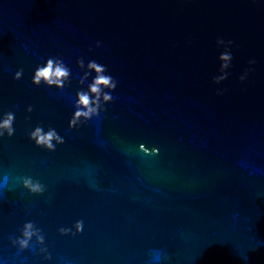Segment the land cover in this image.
Segmentation results:
<instances>
[{
  "label": "water",
  "instance_id": "1",
  "mask_svg": "<svg viewBox=\"0 0 264 264\" xmlns=\"http://www.w3.org/2000/svg\"><path fill=\"white\" fill-rule=\"evenodd\" d=\"M217 37L234 42L219 84ZM49 56L71 70L63 89L31 83ZM81 56L118 85L106 112L69 129ZM9 110L3 264H264L262 0H0V114ZM37 124L65 142L36 147L28 133ZM26 175L45 192L24 189ZM77 219L82 233L60 235ZM27 220L42 228L51 261L11 245Z\"/></svg>",
  "mask_w": 264,
  "mask_h": 264
},
{
  "label": "clouds",
  "instance_id": "2",
  "mask_svg": "<svg viewBox=\"0 0 264 264\" xmlns=\"http://www.w3.org/2000/svg\"><path fill=\"white\" fill-rule=\"evenodd\" d=\"M264 2V0H262ZM216 46L219 48L223 46V51L220 52L218 60L220 61L219 75L213 76L212 81L215 84H219L224 81L229 73L226 71L230 67L232 61V53L230 46L233 45L232 40H225L222 37L216 38ZM95 46L100 48L102 42L97 40ZM255 59L248 61L249 65H254ZM77 66L82 70L83 74L79 77L78 84L82 87L78 88L75 93L73 102L74 111L68 120L69 129H78L88 121L98 118L101 113L106 112V106L113 102V91L117 88V79L109 73L107 66L98 62L96 59H89L85 64L84 57H78L76 60ZM252 71V68L245 69L244 73L239 76L240 81H244L248 73ZM94 73V75H92ZM23 69H18L13 75L14 80L21 79ZM71 75L70 68L65 64L64 60L60 56H49L43 63L37 64L34 72L31 76V83L35 86L43 84L46 87H55L57 89H63L69 82ZM89 77H91L89 82ZM86 85V86H85ZM222 90L217 89V94H220ZM32 106L27 107V112H32ZM27 119V117H26ZM15 113L13 111H4L0 114V140L5 136L12 137L15 133L14 128ZM28 139L34 142V145L39 148H43L49 152H54L57 145H61L65 142V139L60 135L54 127L48 126L47 130L43 125L37 124L28 133ZM138 150L145 155H156L159 152L157 147H152L151 152L148 148H145L143 144H139ZM21 186L31 194H42L45 192V185L39 180L34 179L30 175L22 176L19 178ZM9 176L5 172L0 178V197L4 196V190L10 189ZM84 221L77 219L71 227H60L58 232L60 235H72L75 236L83 232ZM19 235L14 237L10 236L9 240L11 245L19 251L27 249H34L35 254L42 257L43 261H51L52 254L49 252L48 247L45 245V236L41 227H38L33 221L27 220L18 229ZM34 239V244H33ZM35 245H39L38 248ZM152 260L159 262L161 260V253L156 251L152 256ZM0 264H3L0 261Z\"/></svg>",
  "mask_w": 264,
  "mask_h": 264
}]
</instances>
